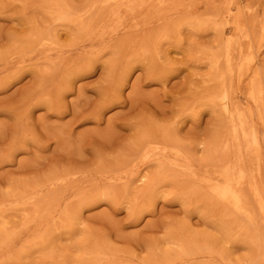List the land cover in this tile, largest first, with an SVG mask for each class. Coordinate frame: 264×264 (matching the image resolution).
<instances>
[{"label":"rangeland","instance_id":"rangeland-1","mask_svg":"<svg viewBox=\"0 0 264 264\" xmlns=\"http://www.w3.org/2000/svg\"><path fill=\"white\" fill-rule=\"evenodd\" d=\"M257 180L264 0H0V264H264Z\"/></svg>","mask_w":264,"mask_h":264},{"label":"bare ground","instance_id":"bare-ground-1","mask_svg":"<svg viewBox=\"0 0 264 264\" xmlns=\"http://www.w3.org/2000/svg\"><path fill=\"white\" fill-rule=\"evenodd\" d=\"M86 26V25H85ZM158 28V27H157ZM234 68H235V66L233 65V63H232V59H231V57L230 58H228V59H226L225 60V64H222V60H221V62H219L218 64H217V70H218V72H219V75L223 78V80L226 78V76L228 77V75L234 70ZM219 76V77H220ZM235 79V78H234ZM236 80V79H235ZM221 82V81H220ZM223 82H225V81H223ZM227 83H228V81H227ZM221 84V83H220ZM223 84V83H222ZM213 85V84H212ZM219 86V85H218ZM235 95V94H234ZM263 97V96H262ZM261 97V98H262ZM236 117V116H235ZM229 118V117H228ZM236 118H234V120H235ZM231 120H232V118H231ZM234 120H233V122H234ZM227 121H228V119H227ZM236 121V120H235ZM235 123V122H234ZM228 129V128H227ZM231 129V128H230ZM230 132V131H229ZM228 132V133H229ZM227 133V134H228ZM230 134H231V132H230ZM229 135V134H228ZM232 135V134H231ZM230 138V137H229ZM201 140V139H200ZM229 141H231V140H229ZM220 145V144H219ZM224 146H226V145H224ZM229 151V150H228ZM225 152V151H224ZM231 155V154H230ZM223 159V158H222ZM167 168V167H166ZM253 179V178H252ZM245 181V180H244ZM250 181V180H249ZM251 181H255L254 179L253 180H251ZM262 182V181H261ZM260 182V183H261ZM233 183V182H232ZM243 183V182H242ZM242 183H241V185H242ZM244 183H247V182H244ZM244 183H243V185H244ZM258 183V184H257ZM257 183L256 184H254V185H252L253 186V188H251V190H253L254 189V192H255V195L257 196V201H260V205H261V207H262V209L264 210V194H263V191H261V189L263 190L264 188H260V186H261V184H259V182H258V180H257ZM253 184V183H252ZM247 185H248V183H247ZM251 185V184H250ZM260 185V186H259ZM264 185V184H263ZM231 186L233 187V184H231ZM246 186V185H245ZM241 187V186H240ZM251 187V186H250ZM229 188V187H228ZM244 188H246V187H244ZM247 188H248V186H247ZM243 191L244 192H246L244 189H243ZM248 191V190H247ZM244 192H242V194H244ZM248 193V192H247ZM247 193H245V194H247ZM234 194H235V192H234ZM242 194H241V192H240V194H237V192H236V194H235V199H236V201H237V203H238V205H239V213L241 214V213H243L248 219H249V223H251V224H254L253 222H255V220L257 219L256 218V216L257 215H259V214H255L254 215V213L257 211V209H255L256 211L253 213L252 212V210H253V208H252V210H250V207L249 208H247L246 206L248 205V203H246L247 205L245 206L244 205V203L242 202ZM252 194V193H251ZM254 194V193H253ZM252 194V195H253ZM251 195V196H252ZM249 196H250V194H249ZM246 197H248V196H246ZM253 197V196H252ZM249 199H250V197H249ZM222 202V201H221ZM246 202H249V201H246ZM252 202V201H251ZM254 203V202H253ZM252 203V204H253ZM256 204L258 205V202H256ZM255 204V205H256ZM250 205V204H249ZM254 205V204H253ZM254 205V206H255ZM260 205H259V207H260ZM260 207V208H261ZM255 208H256V206H255ZM258 208V207H257ZM235 212H236V210H235ZM259 212V211H258ZM238 213V212H237ZM260 213V212H259ZM262 214V213H261ZM254 216H255V218H254ZM261 216V215H260ZM259 218V217H258ZM255 219V220H254ZM260 219V218H259ZM262 220V219H261ZM247 221V220H246ZM257 222V221H256ZM253 230V229H252ZM250 234V233H249ZM262 235V234H261ZM264 240V239H263ZM264 242V241H263Z\"/></svg>","mask_w":264,"mask_h":264}]
</instances>
